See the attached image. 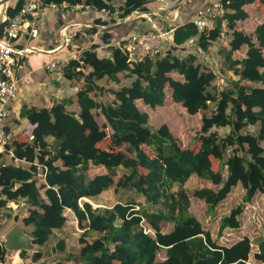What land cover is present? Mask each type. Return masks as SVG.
I'll list each match as a JSON object with an SVG mask.
<instances>
[{"label":"trees","instance_id":"obj_1","mask_svg":"<svg viewBox=\"0 0 264 264\" xmlns=\"http://www.w3.org/2000/svg\"><path fill=\"white\" fill-rule=\"evenodd\" d=\"M25 1L17 0L9 7L7 17L13 18ZM43 1L44 7L81 5V11L86 12L80 14L88 15L84 23L91 27L72 39V44L79 45L81 57L70 59L60 74L76 96L79 112L68 110V97L48 107L22 110V119L32 130L27 142L13 141L0 152V222L12 218L7 212L9 203L30 205L23 223L31 227L28 234L39 245L32 262L44 258L42 248L55 231L65 227L71 211L84 230L80 249L60 257L56 264H250L249 237L222 246L189 209L193 196L206 204L208 212H214L240 185L245 190L243 203L221 218V236L225 229L240 228L245 204L258 193L264 194V22L250 33L238 29V24L249 18L244 6L254 5L264 13V0H218L225 12L212 26L202 19L190 20L192 0L181 10L173 44L164 42V49L153 58L134 62H129L122 44L147 31L150 24L143 20L113 30L103 28L134 12H147V5L158 0ZM117 1L122 5L117 6ZM178 1L170 0L175 8ZM7 25L8 21L0 23V37ZM225 27L231 33L225 32ZM120 28L123 36L116 45L112 40ZM226 35L228 45L222 41ZM94 36L108 46L107 55H100ZM88 42L91 45L85 49ZM244 46L245 56L236 59ZM53 47L51 44L49 49ZM225 70L231 74L226 85L214 86L217 72ZM121 76L133 81L130 86L109 90L113 95L110 103L92 96L104 91L98 81L107 78L120 83ZM168 94L187 114L200 116L196 144L183 146L165 124L154 129L149 114L137 104L141 101L156 109L164 106ZM98 117L105 120L103 124ZM249 126H258L257 133L244 132ZM227 128L229 132L223 134ZM48 138L54 139L51 144ZM10 150L29 164L13 165ZM6 158L9 163L4 162ZM92 166H103L107 173L92 178ZM119 168L125 170L117 183L120 198L123 191H134L145 198L148 207L129 198L110 208H93L83 201L115 185ZM194 175L210 187L197 188L190 196L185 185ZM175 185L178 190L173 191ZM134 206L140 210H132ZM156 206L159 208L152 210ZM142 219L154 235L144 231ZM164 222L175 224L171 233L162 232ZM54 249L65 253V241L60 240ZM163 251L166 259L160 261ZM5 255L0 242V264H5ZM26 255L25 251L20 254L21 258ZM254 258L264 264V240Z\"/></svg>","mask_w":264,"mask_h":264},{"label":"crops","instance_id":"obj_2","mask_svg":"<svg viewBox=\"0 0 264 264\" xmlns=\"http://www.w3.org/2000/svg\"><path fill=\"white\" fill-rule=\"evenodd\" d=\"M192 1V0H191ZM218 0H193V9L194 12L190 15V20H194L196 13L199 10H203L204 8L208 7L211 4H214ZM121 1H117V4L121 6ZM17 3V0L8 1L5 6H0V23L4 17L7 16L6 11L9 7H14ZM66 3H63L59 6H49L44 8L43 16L40 22L39 28V35L37 38L32 40L34 44L32 46L36 47L40 51L32 52L27 57L23 58L19 63V68H16V74L19 79V90L16 98L10 104V115L5 120V130L10 135L11 142L13 141H24L27 142L30 139V132L32 127L27 125V123L22 119L21 112L24 108L29 109L31 107L41 108V107H48L51 106L54 102L70 99L71 103H67V108L73 112H79V107L77 104V98L71 92V87L66 85L62 76L58 73L49 72L45 69V64L49 63L55 59H64L70 56L69 53H79L77 49L79 45L72 44V46L64 47L60 49L61 45H63V33L76 37L80 30L81 25H84V20L88 18V15L85 14L86 11H75L68 7H66ZM159 8H161L159 10ZM147 12H158L160 18L157 17L156 20L162 23V27L166 30L171 28H176L175 25L178 20L180 19L181 9L178 10V15L175 16L172 11L175 9L172 6L170 1H161L158 0L154 3L147 5ZM244 9L249 13V18L241 23L238 24L239 30H244L245 32H252V30L259 24L264 22V13L260 12L254 5H246ZM78 12V13H77ZM82 13V14H80ZM185 14H183L184 16ZM162 18V19H161ZM146 23L147 20L144 19ZM128 21H124L123 19H118L117 24L119 25H127ZM250 23V24H249ZM250 27V28H249ZM66 29V30H65ZM122 28H120L117 34L113 37V44H118L121 41V37L123 36V32H121ZM77 31V32H76ZM225 32H230L227 27L224 28ZM58 34L59 37L56 35ZM94 43L100 44L99 53L102 56L108 54V46L104 43H100L97 36L93 37ZM224 40V38L222 39ZM21 46L24 45L25 40L20 39L18 42ZM224 45H228V38ZM53 44V49H49V46ZM91 45V42L84 44V48H88ZM247 51V47L244 46L240 51L236 53L243 54ZM243 56V57H244ZM218 69V67H217ZM227 72V75L225 74ZM225 72H217V79L220 80L222 84H218L214 82V86L218 88L223 87L226 85V80L228 78V71ZM231 75V74H230ZM122 78V76H121ZM133 79L122 78L120 83L112 82L107 78L98 81L97 83L99 86L104 88V91H95L92 96L98 100L103 99L102 94H109L110 98L113 95L109 92V90H119L123 86H130ZM79 86V85H78ZM80 87V86H79ZM170 95H167V100L162 107H157L156 109H152L147 105H144L141 101H138V106L145 112L149 114V121L153 128L159 129L162 125H167L170 130L173 132V125L174 121L176 120L177 114L184 111V119L187 120L188 117L190 118H197L199 123V128L201 127V118L199 115L191 116L186 113V110L182 107V105L174 103ZM97 121L100 124L104 123V119L102 117H98ZM198 128V129H199ZM110 131V130H108ZM53 138H48L46 141L48 143L53 142ZM107 143V142H106ZM110 144V143H109ZM12 151V150H11ZM118 176L115 178V185H113L107 191H104L99 196L94 197L93 199L85 198L83 201L91 202L92 200L95 202H99L100 204H104L107 208L114 206L115 204L122 202L121 200V192L117 188V183L119 182L122 174L125 172L123 168L117 169ZM90 176L93 178L96 175H101L107 173V170L103 166H92L89 171ZM93 173V174H91ZM194 177V176H192ZM191 177V178H192ZM198 179V178H197ZM210 187V184L208 185ZM125 192V191H123ZM129 192L126 194V197L129 199L136 200L137 203H146L145 198L142 195H139L133 191H126ZM191 206H193V200L191 198ZM71 212V211H69ZM72 213V212H71ZM71 221L74 223L72 218L74 216H68ZM76 219V218H75ZM175 224L164 222L161 225V229L163 233H171L174 229ZM160 254L161 258L160 261H164L166 259V253L163 251Z\"/></svg>","mask_w":264,"mask_h":264},{"label":"rangeland","instance_id":"obj_3","mask_svg":"<svg viewBox=\"0 0 264 264\" xmlns=\"http://www.w3.org/2000/svg\"><path fill=\"white\" fill-rule=\"evenodd\" d=\"M120 4L122 5V2H120ZM116 5L119 6V4L117 3ZM143 20L144 19L142 18L133 17L132 19L128 20L127 24L140 22ZM213 21L214 20H209V19L201 20V22H204L205 24L211 25V26L213 25ZM56 36L59 37L58 34ZM223 38L224 40L222 41L224 43L227 40V35L223 36ZM33 44L34 42L31 41L30 45H33ZM263 53H264V49H263ZM243 56L244 55L241 53V54H238L235 58L240 60L241 58H243ZM207 61L213 63V60L209 57H207ZM225 74L227 75V72H225ZM229 76H230V73H228V78ZM215 82L216 83L219 82L218 84H222L220 80H216ZM75 84L81 86V83L79 84L76 81H75ZM102 96H103V99L98 98V101H101L104 103H110L112 101V97L110 98L109 94L104 93L102 94ZM177 115L178 116H176V120L174 121L172 133L174 134L175 137L182 140L183 146H186L188 143L191 145L196 144L195 140L198 137L197 129L199 128V123H198L197 118L188 117L187 120H185L184 111L183 113L182 111H180ZM246 130H249L250 132H253V133H257L258 126H249L244 130V132H246ZM228 132H229V128L222 130L223 134L228 133ZM262 145L264 147V141L262 142ZM4 162L9 163V158H6V161ZM214 168L216 170L219 169L218 163L216 161L214 163ZM42 180L43 178L41 176V178L39 179V182H42ZM206 184L207 183H205L204 181H200L194 175V177L188 180L185 187L188 190L189 195L191 196L194 190H196L197 188L206 186ZM172 190L173 191L178 190V186L175 185ZM128 193L129 192H126V191L123 192V198H121V200L126 201V198H127L126 194ZM244 195H245V190L240 185L237 186L229 194L227 199L216 208L214 212H208L206 204L201 200L193 198L192 196L191 198L193 200V206L190 207L189 211L193 215H195L197 219L203 224L204 228L211 233L213 239L216 240L217 243L222 246L229 247L235 244L236 242L240 241L244 237H249L252 241V251H251V255H250L248 262L250 264H259V262L254 258V254L258 252L259 243L264 240V194L258 193L250 203L245 204L244 212L240 217V221H241L240 228L225 229L223 233L221 234V236L218 235L221 218L225 216L226 214H228L232 208L242 204ZM91 204L93 208H98V207L106 208L107 207L106 205L100 204L99 202H95L93 200ZM140 204H141L140 206L148 207L147 203L145 204L140 203ZM7 208H9L7 209V212L12 215V218L10 220L3 219L0 222V242L1 243H3L4 236L6 235V233L15 225L19 226L22 230H24L27 233H30L32 230L30 226H26L23 223V218H25L29 214V210L31 208L30 205L21 201L19 205L15 203H9ZM157 208H159V206L153 207L152 210H156ZM69 214L73 216V213L71 212H69L67 216H69ZM67 218H68V221L65 227L62 230L55 231L49 243L45 247L42 248L44 252V258L38 262H32L31 261L32 254L27 253L25 258H21V264H56V261L60 257L66 255L67 253L79 252V249H80L79 238L81 234L84 232V230L78 226L77 220L74 217L72 218L74 223L71 221L69 217ZM60 240L65 241V245H66L65 253L56 251L54 249ZM161 256L163 255L159 254L158 257L161 258Z\"/></svg>","mask_w":264,"mask_h":264},{"label":"built area","instance_id":"obj_4","mask_svg":"<svg viewBox=\"0 0 264 264\" xmlns=\"http://www.w3.org/2000/svg\"><path fill=\"white\" fill-rule=\"evenodd\" d=\"M161 1L166 2L170 0ZM190 2L191 0H179L178 6L172 13L177 16L178 10L185 7ZM66 7L75 11L83 9L81 5L72 7L66 5ZM44 8L43 0H26L13 18L9 19L6 16L2 20V23L8 21V25L5 28L4 36L0 37V152L5 151L7 145L11 142L10 135L6 132L4 124L5 120L10 115L9 106L16 98L19 90V79L16 74V68H19V63L27 54L40 51L36 47L30 45V43L39 35L40 22ZM86 8L88 7H84V9ZM160 9L161 8H159V10ZM224 12L225 9L223 5L220 2H215L203 10H199L194 19L215 20L222 17ZM113 16L115 17L116 14ZM133 17L147 20L150 24V28L143 33L130 36L122 44L123 49L129 57V62L141 61L145 57L153 58L158 52L164 49V42H167L169 45L173 44L172 34L175 28L169 30L164 29L162 23L156 20L157 17H161L158 12H134L132 15L125 18L124 21H128ZM90 27V24L80 26L81 29ZM74 36L63 33V45H61L60 49L72 46V39ZM20 39L25 40L23 46L18 43ZM16 42L18 45L15 44ZM69 54L70 56L68 58L55 59L46 63L45 69L51 73L63 74L70 59L79 60L81 57V52ZM9 157L12 160V164L15 166L29 164L25 160L17 158L11 150L9 151ZM132 210L139 211L140 207L134 206ZM141 225L146 233L154 235V232L148 227L144 219H142Z\"/></svg>","mask_w":264,"mask_h":264},{"label":"water","instance_id":"obj_5","mask_svg":"<svg viewBox=\"0 0 264 264\" xmlns=\"http://www.w3.org/2000/svg\"><path fill=\"white\" fill-rule=\"evenodd\" d=\"M10 0H0V6L6 4ZM118 24L103 28L104 30H113ZM4 248L6 251L5 264H13L10 257L17 254L21 259L20 254L25 251L33 254L38 251L39 245L34 243V239L22 230L19 226H13L4 236Z\"/></svg>","mask_w":264,"mask_h":264},{"label":"bare ground","instance_id":"obj_6","mask_svg":"<svg viewBox=\"0 0 264 264\" xmlns=\"http://www.w3.org/2000/svg\"><path fill=\"white\" fill-rule=\"evenodd\" d=\"M1 10V7H0ZM10 260L12 261L13 264H21V259L18 257L17 254H14L10 257Z\"/></svg>","mask_w":264,"mask_h":264}]
</instances>
